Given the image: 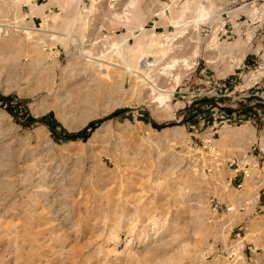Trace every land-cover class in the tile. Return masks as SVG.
<instances>
[{
	"label": "rangeland",
	"instance_id": "374dc122",
	"mask_svg": "<svg viewBox=\"0 0 264 264\" xmlns=\"http://www.w3.org/2000/svg\"><path fill=\"white\" fill-rule=\"evenodd\" d=\"M133 1L0 0V264H264L247 248L264 237L255 161L242 188L229 181V162L264 145V0ZM26 26L70 30L98 56L118 39L123 54L171 48L156 78L171 94Z\"/></svg>",
	"mask_w": 264,
	"mask_h": 264
},
{
	"label": "bare ground",
	"instance_id": "6f19581e",
	"mask_svg": "<svg viewBox=\"0 0 264 264\" xmlns=\"http://www.w3.org/2000/svg\"><path fill=\"white\" fill-rule=\"evenodd\" d=\"M21 1H23L24 4H29L31 2V0H21ZM188 2L189 1H183L182 3H180L176 7V10L173 13V18L171 17L172 18V22L171 23L174 25V27L176 29L179 27V25H181L180 23H181V21H182V19L184 17V14L189 9ZM134 3L135 2L133 0H127L125 7L127 9L132 10L134 8ZM196 4H197V2H196ZM203 6L199 2L197 4V9L195 11V12H197L198 20H200V21L202 19H204V18H208L209 17L207 9L205 10V8ZM41 9H43V8H36L35 10L34 9L31 10V12L35 11V13H38L39 15H43ZM61 9H63V8H61ZM77 14H78L77 11H75L74 18L72 19V21L70 23V26H72V27L74 26L75 16ZM118 15H114V16L118 17ZM212 16L215 17L216 16L215 13ZM130 17H131V14H129V13L125 14L126 22H129ZM20 29L24 31V34H25V36H26V38L28 40L32 38V36H33V34H35V32H49L53 36L56 35V36H59V37H63L66 41H69L70 43L72 42V43L76 44L77 48L79 49L78 50L79 51V58H81V60L83 61V64L85 65V67L87 65L88 67H90L94 71H98L101 67H109L110 69H114L115 67H120L121 65L119 63H116L114 61L115 59L112 58L113 55H116L119 59H121L123 61V66L122 67L124 68V73L121 75V78H120L121 83H123V81L125 80V75L129 74V76H131V78L133 77V78H135V80L138 79V80H140V82L142 84L147 85L151 89L150 90L151 94H154V93H156L158 95H162V94L169 95V94H171L170 90H172V88L164 89L162 87H159L157 82H156V78L160 79L161 75L164 76V74H166L164 69H158V66H159L158 57L160 55H162V56L167 55V53H169L170 50H173L171 48L169 49V48H164L163 47L164 48L163 49L161 47H157L158 48V50H156L157 52H153L152 45H154L155 42L154 43L149 42L152 45H151V47L148 46L149 48H147V46L145 44H143V42L141 44L139 42V40H136L135 41L136 44L134 43L135 46L133 48H127L126 50H124L125 54H123V50L119 46L120 43H121V40L118 39L117 40V45L114 44V43H112V44L110 43L111 44L110 45L111 48H113V50H114V52L112 51L113 52L112 56H108L107 54L106 55L100 54L98 56V55L94 54L93 50L90 48V46L88 44H87V46H85L86 45L85 39H83L82 37L78 38L76 36L71 35V33H70L71 31L70 30H69L70 32L68 31L67 33H55L52 30H49V29H47L45 27L37 28V27L26 26V27H22ZM143 30H144V28L141 27V31H143ZM181 32H177L176 34H174L173 37L171 36L172 37L171 39L174 38V40H171L170 42H172V43H173V41L176 42L177 38H180V36H177V34L178 33L181 34ZM168 36L165 35L163 37L165 39H167ZM136 37H137V34L133 36V38H136ZM65 40H64V42H65ZM158 40H162V39H160V37H159ZM149 43H148V45H149ZM89 44L92 45L90 40H89ZM169 44H170V46L173 45L171 43H169ZM173 46H175V45H173ZM172 48H174V47H172ZM176 49H179V47H177ZM151 53H154L152 57L150 56ZM124 56H126V59H125ZM176 59L175 60L172 59L173 62L171 64V67L177 65L178 60H176ZM179 61H180L181 66H188V63H187L185 57H181V59ZM105 69H107V68H105ZM105 69H104V71H105ZM169 73H170V71H169ZM165 78H167V75L165 76ZM150 96L152 97V95H150Z\"/></svg>",
	"mask_w": 264,
	"mask_h": 264
},
{
	"label": "built area",
	"instance_id": "2783aa9c",
	"mask_svg": "<svg viewBox=\"0 0 264 264\" xmlns=\"http://www.w3.org/2000/svg\"><path fill=\"white\" fill-rule=\"evenodd\" d=\"M225 25H223L224 28ZM221 33V36H224L226 34V31H222V29L219 30ZM258 158V159H257ZM255 161L254 168H257V171L260 173L264 181V147L260 148L257 145L252 146L251 151L249 153H246L242 155L239 159H232V161L229 162V167H233L235 169L236 173L241 174L242 181L238 183L237 188H241L242 182L244 181H250L252 178V173L250 170L251 164ZM254 178H258L256 175ZM261 184V183H260ZM214 211L217 212V206L214 207ZM226 210L228 208L226 207Z\"/></svg>",
	"mask_w": 264,
	"mask_h": 264
},
{
	"label": "crops",
	"instance_id": "0c3cea01",
	"mask_svg": "<svg viewBox=\"0 0 264 264\" xmlns=\"http://www.w3.org/2000/svg\"><path fill=\"white\" fill-rule=\"evenodd\" d=\"M241 135V134H239ZM258 147L262 148L264 147V145H262L261 143H258L257 145ZM231 177L229 178V181L231 183H234L236 184V186L238 185L239 182L242 181V178H241V174L240 173H236L235 172V169L231 167ZM244 184V180L242 182V185H241V188ZM264 187H261L258 189V196H257V202L255 203V206H254V211L256 212H263L264 213V190H263ZM263 190V191H262ZM262 248L263 250V253H264V237H262V239L258 242V246H255V245H251L249 247H247L251 252H255L257 251L259 248Z\"/></svg>",
	"mask_w": 264,
	"mask_h": 264
},
{
	"label": "trees",
	"instance_id": "16d2710c",
	"mask_svg": "<svg viewBox=\"0 0 264 264\" xmlns=\"http://www.w3.org/2000/svg\"><path fill=\"white\" fill-rule=\"evenodd\" d=\"M87 130H88V128L86 127L80 133L73 135L72 137H80L81 135H84L87 132Z\"/></svg>",
	"mask_w": 264,
	"mask_h": 264
}]
</instances>
